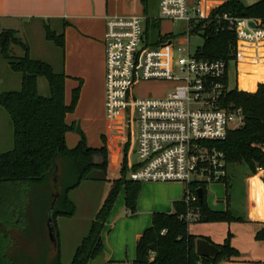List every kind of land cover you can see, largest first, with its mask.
<instances>
[{"label":"trees","instance_id":"1","mask_svg":"<svg viewBox=\"0 0 264 264\" xmlns=\"http://www.w3.org/2000/svg\"><path fill=\"white\" fill-rule=\"evenodd\" d=\"M142 5L143 14L152 17L154 11L151 14L149 0H142ZM214 13L263 17L264 2L244 6L239 0H226ZM202 24L198 22L195 29H200ZM155 25L158 26V22H154ZM66 26L63 23L61 32L57 33L48 25H43L45 39L58 47L62 54L63 30ZM13 33L12 30L0 31V56L11 72L21 76L19 90L0 92V108L6 113L12 131L11 148L0 153V264H63L55 218L73 217L75 206L69 199V193L82 182L106 181L108 156L105 140L102 136L99 149L88 147L83 137L74 148L67 147L65 135L72 130V126L66 124L65 118L74 112L81 80L72 90L69 104H66L64 84L67 77L63 71L54 72L48 63L32 59L29 46L19 41L16 44L23 55H10L7 47L11 39L15 43ZM197 53L207 59H222L228 67L231 63L234 67V35L229 31L207 32ZM38 78L45 79L47 96L39 94ZM256 81L262 82L264 78ZM256 81L249 82L252 84L250 86L253 87ZM244 84L246 82L241 87ZM230 104L242 110L243 125L230 130L224 140L213 145L225 154L228 166L243 163L254 176H257V167L262 168L264 173V84L259 86L255 94L238 92L236 89L227 91L224 106ZM126 158L124 153L120 163V177L111 182L108 194L76 246L69 264H89L101 256L103 225L122 190L127 213H135L141 183L124 176L128 171ZM227 179L222 183L228 202ZM262 183L264 189V180ZM199 188L201 200L197 198L191 205L199 215L197 223L243 221L234 217L228 207L224 212L211 211L205 202V185L190 187L194 192ZM55 196L57 199L51 218L56 243L42 245V253L30 258L17 249V243L31 237L40 243V224L43 222L46 228L47 211ZM184 197L183 194L181 200L173 203L172 213H153L150 227L136 242L133 264H197L198 261L202 264H216L237 256V251L229 245L228 237L222 245H215L219 249L215 259H204L196 255L197 239L211 241L190 234L189 225L179 219L187 210ZM255 238L264 239V229Z\"/></svg>","mask_w":264,"mask_h":264},{"label":"built area","instance_id":"2","mask_svg":"<svg viewBox=\"0 0 264 264\" xmlns=\"http://www.w3.org/2000/svg\"><path fill=\"white\" fill-rule=\"evenodd\" d=\"M225 2L156 0L152 17L141 14L105 19L106 149L127 156L134 138L136 160L129 170L130 178L138 182H181L187 210L179 219L188 225L199 220L191 207L197 194L190 187L222 183L228 177L225 154L213 143L224 140L244 120L240 108L224 106L226 93L231 90L227 63L200 57L197 49L190 53L189 36L204 40L207 32H231L235 39L234 67L246 76L248 84L253 81L249 74L258 66L264 68V16L215 14ZM149 20L158 31L152 40L148 37ZM163 21H183L186 38L172 34L164 37L160 32ZM198 22L203 24L196 30ZM148 80L170 82L173 88L164 98L135 96L138 82ZM256 173H263L262 168L257 167Z\"/></svg>","mask_w":264,"mask_h":264},{"label":"crops","instance_id":"3","mask_svg":"<svg viewBox=\"0 0 264 264\" xmlns=\"http://www.w3.org/2000/svg\"><path fill=\"white\" fill-rule=\"evenodd\" d=\"M155 7L156 2L154 5V11ZM141 14H143L142 0H0V31L12 30L24 33L27 29L36 26H40L43 29V25H48L49 22L55 24L60 23L61 25L66 23L67 26L63 30L64 50L62 54L61 70L67 77L64 84V100L66 104H69L70 101L67 102L66 86L71 80V77H81V79H78L81 80V87L74 112L85 93L87 92L88 98L89 92L91 91L87 107L91 113L96 112V116L98 117L95 119H98L99 131H101L103 124V39L105 19L111 17H130ZM61 30L62 27L60 28V32ZM54 31L57 32L55 29ZM28 46L30 57L32 59L44 61L52 67L51 59H48L51 58V55L46 52L45 48L40 49L38 52L43 56L38 55L34 57L32 47L29 44ZM78 80L76 86L78 85ZM74 88H72V90ZM74 112L66 116L65 122L67 125H69L67 123V118L70 115H73ZM81 121L86 122V124H94L95 120L81 119ZM71 126L72 130L65 135V143L68 148H74L78 144L77 141L79 142L78 135L76 134L75 136L73 134V132L76 133L73 130L74 128L83 131L81 132V136L84 134V141L86 140L85 143L88 147L97 149L102 146V132L100 133L101 144L100 146H96L93 142L94 140H92L95 132L90 128L91 125L88 127L87 125L83 126L77 123V126L74 127L72 124ZM75 143L77 144L75 145ZM107 152L110 154L108 155L107 178L105 179L109 185V192L111 188V180H113L112 173H115L116 171L119 172V160L121 155L120 153L114 154L108 149ZM109 173L111 176H108ZM206 186L207 185H205V188ZM73 191H71L70 194ZM140 191L136 202L138 206H136L137 215L131 214V217H127V215L125 217L126 219H120L112 223L113 206L101 232L102 254L89 264H92V262L93 264H133L135 259L136 242L147 227H150L153 213H172L173 203L182 198L181 193L179 192L169 194L164 198V205H151L149 210L144 211L140 207L142 194ZM121 192L124 200V191L122 190ZM216 202L215 206L210 205V208L208 206L211 211L224 212L228 207L234 217L240 218L243 221L198 223L193 230H190L188 226L189 233L194 236L205 237L214 245H222L225 239L227 237L229 238V245L232 249L237 251V256L230 258L229 260H221L216 264H264V239L257 240L255 238L257 233L264 229V189H259V191L255 193L251 191V195L244 196V199L240 200V204L235 205L229 197L228 202L226 201V191L224 186V196H220V200H217ZM140 216H142L141 222L138 221ZM74 218H76V212L73 217L67 219L73 220ZM121 221L126 222L123 223V225L134 224V226L132 228L129 227L124 229L122 233L117 227ZM87 230L88 229L86 228L84 232H81L76 242L73 244L72 251H74ZM60 247H62L61 239Z\"/></svg>","mask_w":264,"mask_h":264},{"label":"rangeland","instance_id":"4","mask_svg":"<svg viewBox=\"0 0 264 264\" xmlns=\"http://www.w3.org/2000/svg\"><path fill=\"white\" fill-rule=\"evenodd\" d=\"M239 1L244 6H249V5H252L258 2V0H239ZM155 2L156 0H149V3L152 6L150 10L151 14L154 11ZM154 14H155V11H154ZM150 22L151 21L149 20L147 30H148V37L149 39L152 40L155 38L158 31L152 26V23ZM48 26L50 29L52 30L55 29L57 32H60V28L62 27L60 23L55 24L53 22H49ZM160 32L163 35L172 34L174 36H180L183 39L186 38V33H185L186 27L183 21H176V22L163 21L160 23ZM12 38L15 39L14 40L15 43H13L11 39V42L8 43V47H7V52L10 55H13L16 57L23 55V51L16 44V41L25 43L27 45L29 44L32 47L34 57L38 55L43 56L39 54L38 52L40 49L45 48L46 52L49 53V55H51V58H48V59H51L53 71L61 72L62 52L60 51L58 47L54 46L53 43L45 40L44 30L42 29V27L36 26L31 29H27L26 31H24V33H19V32L14 31V33L12 34ZM202 45H203V39L201 37H198L195 35L189 36L190 53L194 54L196 49L202 47ZM262 73H264V68L258 66L257 69L253 70L249 74V77L255 81L260 80L264 78V75H262ZM20 77H21L20 74L11 72L8 69L6 62L0 56V92L19 90L20 89ZM79 78L81 79V77L72 76L71 80L67 84L66 86L67 102L70 101L72 88L76 86V82ZM244 78H246V76L241 75L239 71L236 72L235 67H233V64L231 63L230 67L228 68V84H229L230 89H235L237 86L236 90L238 92L255 94L259 86L264 84V81L255 82L254 83L255 86L251 87L250 85L252 84L250 83L248 84L247 78L246 79ZM244 82H246L247 85L244 84L243 85L244 87H241V85ZM172 88H173V84L170 82H163V81H157V80L140 81L138 82V84L136 85L134 89V95L137 96L138 98H144V99L164 98ZM37 89L40 95L42 96L48 95V86L44 78H38ZM103 95H104L103 96V124L101 127V131H99V123L97 121L98 119H95L98 117L96 116V112L91 113V111L87 107V104L90 100L91 91L89 92L88 98H87V92L85 93L84 97H82V100H80L78 107L75 110L74 114L70 115L67 118L68 119L67 123L69 125L72 124L74 127L77 126V123L83 126L87 125L88 127H90L91 125L90 128H92L93 131L95 132L94 138L92 140H94L93 142L94 144H96V146H100L101 144L100 136L101 134L102 135L104 134L105 126H106L105 124L106 115H105V108H104L105 87H104ZM81 119H91V121L92 120H95V121H94V124L93 123L86 124V122H82ZM73 130L76 132V133L73 132V134L75 136L77 134L79 138L78 140L80 141L81 138L84 137V134L83 136H81V132L83 131L77 128H74ZM77 143H75V145ZM90 144H93V143H90ZM134 145H135L134 138H132L131 145L128 147V150H127V158H126L128 162L127 163L128 171L124 175L128 179H131L129 170L131 169V166L134 164L136 160V157L134 154V147H135ZM11 146H12L11 126H10L6 113L0 108V153L9 150ZM109 154L107 152V156ZM122 157H123V154H121L120 160H122ZM120 160H119V163H121ZM227 171H228L227 182L229 184L228 195L233 204L239 205L240 200H243L244 196L246 197L248 195H251V191L255 193L259 191V189L263 190L262 181L264 180V173H258L257 176H254L250 172L249 168L243 163L229 165L227 168ZM112 174H113V180H117L120 177V168H119V172L116 171L115 173H112ZM108 176H111L110 173L108 174ZM140 183H141L140 192H142L141 199H140V207L144 211L149 210L151 205H156V204L164 205V198L169 194L179 192L181 193V197L183 195L184 185L181 182L147 181V182H140ZM108 188H109V185L106 181H102V182L84 181L71 194L69 193V199L72 201V203L75 206L76 218H74L73 220H69L67 218H61V217L55 218L56 227H57V230L59 232V236L62 242V247H60V255H61V262L63 264L70 263L71 257L73 255L72 252H74L72 251L73 244L76 242L81 232L82 231L84 232L86 228L88 229L89 223H90L89 221L92 220L95 213L98 211V209L102 205L105 199V196L108 192ZM220 196H224V184L223 183L207 184L205 188V202H206L207 207L209 206L210 208V205L215 206L217 203L216 201L220 200ZM116 200L117 201H115L116 203L112 211V216H113V219L111 221L112 223L120 219H126L125 217L127 215H128L127 217H131V214H128L124 207V200H123L122 192L120 193L118 199ZM136 212H137V208L134 214H136ZM142 216H140L138 220L139 222L142 221ZM149 222H150V219H149ZM123 223H126V222L121 221L119 223V226L117 225V227L120 229L122 233L124 229H127L129 227L132 228L134 226V224H131V225L124 224L123 225ZM197 225L198 223L190 224L189 225L190 230H193V228H195ZM147 228H149V226ZM39 233H40L39 235L40 243H37L36 238L34 239L31 237V238H28L27 240L19 241L17 243V249L21 250V252H24L30 258L32 257L34 258L36 255L38 256L39 254H41L43 250L42 245L49 244L45 224L43 222H41L40 224ZM14 251H16V249Z\"/></svg>","mask_w":264,"mask_h":264},{"label":"water","instance_id":"5","mask_svg":"<svg viewBox=\"0 0 264 264\" xmlns=\"http://www.w3.org/2000/svg\"><path fill=\"white\" fill-rule=\"evenodd\" d=\"M197 198L201 200L202 193L201 189L196 190ZM57 199V196L53 198V201L51 202L49 209L47 211V218H46V230H47V236L48 240L52 245H55V237H54V228L52 224V218L51 214L53 212V209L55 207V201ZM195 253L200 258L204 259H215L216 256L219 254V249L211 242H208L205 239L199 238L195 242Z\"/></svg>","mask_w":264,"mask_h":264},{"label":"bare ground","instance_id":"6","mask_svg":"<svg viewBox=\"0 0 264 264\" xmlns=\"http://www.w3.org/2000/svg\"><path fill=\"white\" fill-rule=\"evenodd\" d=\"M244 79H246V78H244Z\"/></svg>","mask_w":264,"mask_h":264}]
</instances>
